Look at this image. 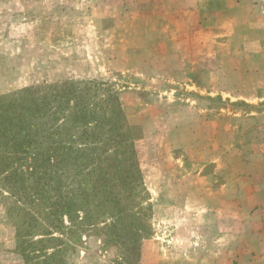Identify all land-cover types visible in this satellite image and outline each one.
Instances as JSON below:
<instances>
[{
    "label": "crops",
    "instance_id": "crops-1",
    "mask_svg": "<svg viewBox=\"0 0 264 264\" xmlns=\"http://www.w3.org/2000/svg\"><path fill=\"white\" fill-rule=\"evenodd\" d=\"M157 3L145 35L156 74L120 96L142 114L149 106L148 121L132 124L144 128L135 146L150 201L182 200L155 207L171 218L161 221L168 243L198 252L192 262L264 264L263 37L227 11L206 26L199 0ZM147 84L153 102L135 101ZM5 229L0 264H25ZM181 258L157 252L152 262L189 264Z\"/></svg>",
    "mask_w": 264,
    "mask_h": 264
},
{
    "label": "trees",
    "instance_id": "trees-1",
    "mask_svg": "<svg viewBox=\"0 0 264 264\" xmlns=\"http://www.w3.org/2000/svg\"><path fill=\"white\" fill-rule=\"evenodd\" d=\"M105 86L65 79L0 93V199L25 264H68L93 235L140 259L151 235L135 146L144 132Z\"/></svg>",
    "mask_w": 264,
    "mask_h": 264
},
{
    "label": "rangeland",
    "instance_id": "rangeland-1",
    "mask_svg": "<svg viewBox=\"0 0 264 264\" xmlns=\"http://www.w3.org/2000/svg\"><path fill=\"white\" fill-rule=\"evenodd\" d=\"M199 2L206 26L214 24L220 11H227L237 23H252L264 40V0H245L244 5L233 6L229 0ZM161 10L157 0H0V93L65 79L103 81L105 88L111 85L120 92L130 90L133 84L147 83L156 72L145 35L151 18ZM199 79L206 78L200 74ZM149 89L147 84V91L142 90L135 101L153 102ZM238 106L245 109L242 103ZM262 106L258 110H263ZM124 107L131 123L148 121L149 106L139 107L144 114ZM173 201L182 200L175 202L166 196L159 204L150 198L144 201V208L154 206L151 214L155 217L151 219V235L142 242L140 259L118 246H106L100 236L93 235L68 253V264H121V259L124 264H153L157 252L201 264L192 262L197 259L191 256L198 255L194 249L168 243L171 224L161 221L171 218L166 209L159 210L164 207L155 206ZM5 205L9 202L0 199V241L6 238L5 228L12 229Z\"/></svg>",
    "mask_w": 264,
    "mask_h": 264
}]
</instances>
